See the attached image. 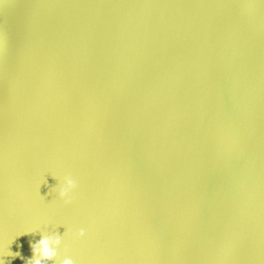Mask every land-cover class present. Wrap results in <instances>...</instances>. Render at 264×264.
Wrapping results in <instances>:
<instances>
[{"label":"water","instance_id":"obj_1","mask_svg":"<svg viewBox=\"0 0 264 264\" xmlns=\"http://www.w3.org/2000/svg\"><path fill=\"white\" fill-rule=\"evenodd\" d=\"M55 233L53 264H264V0H0V264Z\"/></svg>","mask_w":264,"mask_h":264},{"label":"clouds","instance_id":"obj_2","mask_svg":"<svg viewBox=\"0 0 264 264\" xmlns=\"http://www.w3.org/2000/svg\"><path fill=\"white\" fill-rule=\"evenodd\" d=\"M77 188L76 182L71 178H66L65 183L60 187L59 197L64 200L66 204L72 202V193ZM85 231L80 229L78 233L75 234L77 239L83 238L85 236ZM63 243V238L60 234H46L42 235L41 239L34 243H30L32 257L25 260V264H53L60 257V248ZM22 247V245L20 246ZM13 258L24 259L20 251L12 252ZM59 264H75V261L65 256L63 259L59 260Z\"/></svg>","mask_w":264,"mask_h":264}]
</instances>
